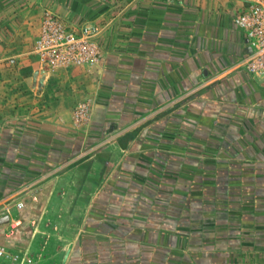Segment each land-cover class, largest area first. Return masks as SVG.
<instances>
[{
	"label": "crops",
	"instance_id": "obj_1",
	"mask_svg": "<svg viewBox=\"0 0 264 264\" xmlns=\"http://www.w3.org/2000/svg\"><path fill=\"white\" fill-rule=\"evenodd\" d=\"M251 1L0 0V241L36 264H264ZM47 13L99 25L100 64L43 62Z\"/></svg>",
	"mask_w": 264,
	"mask_h": 264
},
{
	"label": "built area",
	"instance_id": "obj_2",
	"mask_svg": "<svg viewBox=\"0 0 264 264\" xmlns=\"http://www.w3.org/2000/svg\"><path fill=\"white\" fill-rule=\"evenodd\" d=\"M236 25L245 32L250 52L243 67L257 77L264 78V0H252L247 9L235 15ZM102 28L96 24L74 26L58 16L47 13L36 39V54L50 66L100 64L103 52L99 41ZM90 104L75 109L77 120H87ZM21 206V205H20ZM0 264H36L26 253L13 252L0 241Z\"/></svg>",
	"mask_w": 264,
	"mask_h": 264
},
{
	"label": "rangeland",
	"instance_id": "obj_3",
	"mask_svg": "<svg viewBox=\"0 0 264 264\" xmlns=\"http://www.w3.org/2000/svg\"><path fill=\"white\" fill-rule=\"evenodd\" d=\"M6 224V223H5ZM5 224H3V226L1 227L2 228V230H0V239L1 238H4V237H9V233H10V231L9 230H7V225H5ZM2 243H4V241L2 242ZM5 245H7V247H9L10 245L9 244H6V243H4ZM9 245V246H8ZM9 248H11V247H9Z\"/></svg>",
	"mask_w": 264,
	"mask_h": 264
},
{
	"label": "water",
	"instance_id": "obj_4",
	"mask_svg": "<svg viewBox=\"0 0 264 264\" xmlns=\"http://www.w3.org/2000/svg\"><path fill=\"white\" fill-rule=\"evenodd\" d=\"M8 220H9V216L2 217L0 219V223H6V222H8Z\"/></svg>",
	"mask_w": 264,
	"mask_h": 264
}]
</instances>
